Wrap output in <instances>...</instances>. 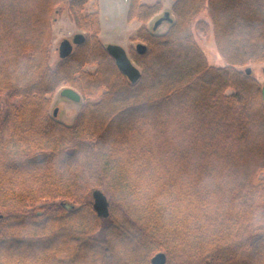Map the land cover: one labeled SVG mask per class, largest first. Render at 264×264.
<instances>
[{
	"label": "trees",
	"instance_id": "16d2710c",
	"mask_svg": "<svg viewBox=\"0 0 264 264\" xmlns=\"http://www.w3.org/2000/svg\"><path fill=\"white\" fill-rule=\"evenodd\" d=\"M89 2L0 0V264H264V84L246 73L264 67V0H175L163 34L146 26L162 3L130 0L135 84ZM64 11L84 40L53 65ZM62 86L86 98L73 124L50 112Z\"/></svg>",
	"mask_w": 264,
	"mask_h": 264
},
{
	"label": "rangeland",
	"instance_id": "374dc122",
	"mask_svg": "<svg viewBox=\"0 0 264 264\" xmlns=\"http://www.w3.org/2000/svg\"><path fill=\"white\" fill-rule=\"evenodd\" d=\"M142 2L148 5H153L157 2L162 3L161 11L154 15V17L146 24L147 28L151 31H153L156 20L162 17L164 12H170L172 18L174 16L172 9L175 0H142ZM129 4L130 0H90L85 8L86 13H102V16L100 14V19L102 21L101 28L103 29L104 26V32L103 36L101 37V29L99 37L102 40L103 44L106 46L121 45L126 49L128 53L130 52L131 47H134L136 49V45L140 42V40L136 39V36L138 30L142 26V23L138 21L129 22L127 20ZM102 5L103 7L101 9ZM55 19L56 21L54 22L53 26V39L50 58V62L53 65L57 64L60 61L59 46L63 40H72V38L76 34H85L83 30H80L75 26L74 22L70 19L66 11L62 12L61 14H56ZM198 19L210 21L207 10L202 12ZM168 29L169 24L165 23L160 26L155 32H157L158 34H163L166 33ZM197 37L202 49L206 53L209 63L215 67L224 66L225 62L217 50L213 34H211L210 36H206L202 33H197ZM117 42H120L121 44H116ZM250 67V69L252 70V75L260 82L264 83V67L258 64L253 66L251 65ZM88 69L94 71L95 67H88ZM67 87L69 86L60 87L51 96L50 112L53 114L54 110L58 109L57 119L66 124H73L78 114L82 110L83 105L86 102V98L81 95L82 100L79 103L70 101L66 98H62L61 91L62 89ZM2 102V104L5 106V101Z\"/></svg>",
	"mask_w": 264,
	"mask_h": 264
},
{
	"label": "water",
	"instance_id": "95a60500",
	"mask_svg": "<svg viewBox=\"0 0 264 264\" xmlns=\"http://www.w3.org/2000/svg\"><path fill=\"white\" fill-rule=\"evenodd\" d=\"M174 18H172L170 12H165L162 17L156 20L153 30L156 31L164 23L172 24ZM84 40L83 34H76L72 40H63L59 46V57L60 59H65L70 56L74 47L78 46ZM108 53L114 58L117 68L128 78V80L135 84L141 78V70L138 65L130 58L127 51L121 45H108L106 47ZM136 50L140 54H144L147 47L143 43L136 45ZM248 75H252V70L248 68L246 70ZM262 96L264 101V86L262 88ZM61 97L66 98L70 101L79 103L82 100L81 94L74 88L67 87L62 89ZM53 117H58V109L53 112ZM93 197V207L97 215L101 218L107 219L110 215V203L107 195L102 190H95L92 194ZM4 218L3 214H0V221ZM167 256L164 253L156 254L152 260L151 264H166Z\"/></svg>",
	"mask_w": 264,
	"mask_h": 264
},
{
	"label": "crops",
	"instance_id": "0c3cea01",
	"mask_svg": "<svg viewBox=\"0 0 264 264\" xmlns=\"http://www.w3.org/2000/svg\"><path fill=\"white\" fill-rule=\"evenodd\" d=\"M101 5V4H100ZM102 7H103V5L101 6V9H102ZM100 14H101V16H102V13L100 12ZM102 22V21H101ZM102 26H103V24H102ZM103 32H104V26H103V29H102V35H101V37L103 36ZM116 44H121L120 42H117ZM262 83V82H261ZM264 84V83H263Z\"/></svg>",
	"mask_w": 264,
	"mask_h": 264
},
{
	"label": "flooded vegetation",
	"instance_id": "af4514ba",
	"mask_svg": "<svg viewBox=\"0 0 264 264\" xmlns=\"http://www.w3.org/2000/svg\"><path fill=\"white\" fill-rule=\"evenodd\" d=\"M73 39V38H72Z\"/></svg>",
	"mask_w": 264,
	"mask_h": 264
}]
</instances>
